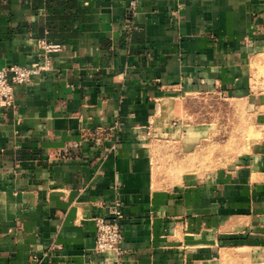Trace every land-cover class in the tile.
Returning <instances> with one entry per match:
<instances>
[{"label": "crops", "instance_id": "crops-1", "mask_svg": "<svg viewBox=\"0 0 264 264\" xmlns=\"http://www.w3.org/2000/svg\"><path fill=\"white\" fill-rule=\"evenodd\" d=\"M41 41L52 69L0 108V264H264V0H0V68ZM203 95L256 130L208 171ZM117 199L122 253H97Z\"/></svg>", "mask_w": 264, "mask_h": 264}, {"label": "rangeland", "instance_id": "rangeland-1", "mask_svg": "<svg viewBox=\"0 0 264 264\" xmlns=\"http://www.w3.org/2000/svg\"><path fill=\"white\" fill-rule=\"evenodd\" d=\"M261 74L264 75L263 68ZM235 111V113H233ZM186 123H211V132L193 154L191 161L201 159L200 170L222 167L232 162L255 138L251 118L235 100L200 96L187 101Z\"/></svg>", "mask_w": 264, "mask_h": 264}, {"label": "built area", "instance_id": "built-area-1", "mask_svg": "<svg viewBox=\"0 0 264 264\" xmlns=\"http://www.w3.org/2000/svg\"><path fill=\"white\" fill-rule=\"evenodd\" d=\"M134 5L135 1H132V8ZM40 43L44 50L43 63L32 66L13 64L5 68H0V108L9 107L14 102L17 86L29 84L34 76L52 69V61L49 54L59 51L61 45L45 41H41ZM109 130L110 132H118V125H114ZM119 137L120 135L118 133L116 140L110 147L111 151H115L118 148L120 144ZM81 145V143L76 144L75 148H81ZM122 218L121 201L118 199L110 207L109 216H95L96 235L93 246L95 252L105 253L114 250L119 254L122 253L121 244L124 241V233L121 226Z\"/></svg>", "mask_w": 264, "mask_h": 264}]
</instances>
